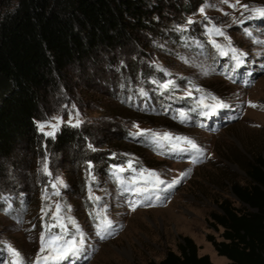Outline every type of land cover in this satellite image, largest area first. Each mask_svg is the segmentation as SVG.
Listing matches in <instances>:
<instances>
[{"label": "rangeland", "instance_id": "rangeland-1", "mask_svg": "<svg viewBox=\"0 0 264 264\" xmlns=\"http://www.w3.org/2000/svg\"><path fill=\"white\" fill-rule=\"evenodd\" d=\"M258 8H264V0H164L155 28L138 34L137 41L104 50L56 77L42 100L37 129L53 138L68 126L81 130L82 138L58 151L43 146L32 153L21 145L0 161V264L12 255L9 245L20 252L19 262L28 264L39 252L41 233L60 235V223L85 238L87 258L80 264L158 262L168 250H177L181 236L191 237L198 254H207L213 264H227L206 240L209 233L219 239L207 218L217 210L220 196H232L228 178L246 182V158L264 154V18L253 12ZM231 49L253 70L250 84L232 80L224 66L219 68L233 57ZM168 81L172 85L163 88ZM170 97L179 107L193 101L206 113L213 110L203 104L214 105L215 97L235 119L218 126L209 119L205 130L188 113H172ZM139 130L150 131L134 135ZM155 133L195 141L203 149L201 160L165 156L155 148L163 145ZM168 151L177 155L180 150ZM120 167L124 184L116 179ZM141 169L146 170L143 177L137 175ZM148 171L165 181L163 195L153 201L149 192L143 193L141 199L149 204L128 205L125 189L146 186L140 180ZM132 177L135 185L129 183ZM173 180L179 182L168 189ZM57 204L61 221L54 218ZM106 220L110 227L105 228ZM96 221L102 222L100 232Z\"/></svg>", "mask_w": 264, "mask_h": 264}, {"label": "trees", "instance_id": "trees-1", "mask_svg": "<svg viewBox=\"0 0 264 264\" xmlns=\"http://www.w3.org/2000/svg\"><path fill=\"white\" fill-rule=\"evenodd\" d=\"M163 1L0 0V161L21 145L38 153L77 143L78 128L62 126L53 138L38 131L47 90L71 65L131 45L155 28ZM244 172L246 182L228 178L232 196H220L207 218L219 239L209 233L206 240L227 264H264V154L246 158ZM148 264L213 263L191 237L181 236L176 251Z\"/></svg>", "mask_w": 264, "mask_h": 264}, {"label": "snow or ice", "instance_id": "snow-or-ice-1", "mask_svg": "<svg viewBox=\"0 0 264 264\" xmlns=\"http://www.w3.org/2000/svg\"><path fill=\"white\" fill-rule=\"evenodd\" d=\"M227 2V0H226ZM244 7H248V6H244ZM201 12L204 11L203 8L200 9ZM253 12L258 14L259 17L264 18V8H258V9H253ZM188 23H192L191 20L188 21ZM215 33L218 35H224L223 31L219 28H215L214 29ZM215 43V41L213 42ZM216 47L218 49L221 50V54L223 55H228V52H224L223 48H221V46L219 44L216 45ZM231 51L233 52V59L237 60V63L239 64L240 61V57L237 56L236 50L235 49H231ZM172 85V81H168L166 83H164L162 85L163 88H169ZM142 95H146V93H141ZM191 93H189L190 95ZM204 97L201 98V104H203L204 101ZM212 100H215L216 103L214 105H208V104H203L204 107L206 108H211L213 110V112L215 111V109L217 108H223V107H227V105L223 104L222 102L216 100L215 97H211ZM254 106V105H253ZM209 113H204V115H208ZM181 116H184V113H180ZM59 121V118H56ZM69 123H71V121H69ZM80 121L77 120L76 121V125H79ZM51 127L53 128V131H49L47 132L48 136H53L55 130L59 127V123L51 125ZM40 130L43 131L44 130V125L41 124L39 126ZM150 130H139L137 131L134 135L140 136L143 135L145 132H148ZM154 137H157L159 139H163L168 141L169 143H171L173 141V139L177 142H184L188 145L187 148H182L180 149V151H187L190 153H194V162L195 159L198 158L200 156V154L203 152V149H201L196 143L195 141L187 138V137H173L171 133H163L162 135L159 133H155L153 134ZM173 149H177L178 148V144H172ZM128 167L131 168L132 167V163L131 161L128 164ZM44 171L47 172V165H45ZM125 169L123 167L117 168L116 169V179L121 183L124 184L125 181L120 177V175L118 173H122L124 172ZM145 171L141 169L139 173H137L138 176L143 177L145 175ZM147 175L149 177H154L155 180L154 181H148L146 183V186H142V187H131L128 189H125L126 191H135L137 193H148L150 191H162V189H160L161 185L165 184L164 180L159 179V175L154 172V171H148ZM181 175H185L184 173H182ZM178 180H173L171 183L167 184V188L171 189L176 183H178ZM129 183H131L132 185L136 184V177H132L131 180L129 181ZM53 187L55 188L56 185H53ZM57 195H59V192L56 193ZM90 199L92 198V196L90 195L89 197ZM157 199H159V195H157L156 197ZM96 199L98 200L99 197H96ZM56 209H57V213L54 214V218L57 221H61L63 218L61 216H59V212H60V205L57 204L56 205ZM68 220L72 223L73 227L76 229V231H79V227L78 225H76L75 221L69 217ZM111 222L107 221L105 222V228L110 227ZM59 226L62 229V232L60 235H55L52 234L51 232H42L40 235V248H39V252L36 256L35 259V264H62V262L66 261V260H70L72 258H75L76 256H78L81 251L83 250L84 244H85V238L84 236L81 234L79 237H77L75 234H70L68 233L65 229V225L63 223H60ZM97 229L101 228L100 224L96 225ZM98 235L100 234L99 232L97 233ZM70 236V238L65 239V237ZM103 238V237H102ZM8 251L11 252L12 256H13V260L11 262V264H19V260L21 257V254L18 250H16L14 247H12L11 245L8 246ZM47 253V254H45Z\"/></svg>", "mask_w": 264, "mask_h": 264}]
</instances>
